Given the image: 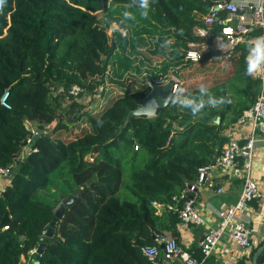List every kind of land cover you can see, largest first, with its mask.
Returning <instances> with one entry per match:
<instances>
[{"label": "trees", "instance_id": "trees-1", "mask_svg": "<svg viewBox=\"0 0 264 264\" xmlns=\"http://www.w3.org/2000/svg\"><path fill=\"white\" fill-rule=\"evenodd\" d=\"M214 1L158 0L147 18L132 9L136 21L127 23L124 37L118 32L110 36L107 29L119 22V7L128 10L130 0H5L0 9V166L21 153L33 127L41 134L31 147L36 151L17 162L0 194V264H19L43 238L57 201L45 203L37 194L48 188L55 171L69 174L81 190L57 219L39 264H151L142 247L155 243L154 233L176 234L177 211L168 206L180 204L172 195L221 152L229 138L225 129L258 93L260 80L244 75L247 44L233 51L231 76L210 86L217 96L231 99L219 110L193 117L169 105L153 119L132 117L152 82L124 92L98 114L92 115L90 104L96 90L103 95L106 80L122 84L136 73H148L155 81L182 64L187 42L196 39L192 28L201 24L197 15ZM100 11L103 18L97 16ZM165 38L173 41L168 50L160 47ZM147 44L153 45L152 53L162 54L158 66L142 56L135 63L138 47ZM72 84L83 92L66 94ZM6 90L9 107L1 104ZM80 118H86L89 129L65 140L60 131ZM124 155L136 164L128 198L118 195ZM153 201L162 206L159 211ZM263 243L236 264H252ZM263 262L264 248L258 264Z\"/></svg>", "mask_w": 264, "mask_h": 264}, {"label": "built area", "instance_id": "built-area-1", "mask_svg": "<svg viewBox=\"0 0 264 264\" xmlns=\"http://www.w3.org/2000/svg\"><path fill=\"white\" fill-rule=\"evenodd\" d=\"M200 21V25H195L192 28V34L196 39L187 43L182 64H196L204 60L225 64L239 45L247 44L249 40L264 35V12H261L254 4L240 8L233 6V0H216L209 6L206 13L201 15ZM217 24L219 25L215 28ZM257 29L260 30V35L255 34ZM201 32H205L207 35H201ZM218 44L222 50L217 46ZM180 67L181 64L169 68L166 74L154 81V84L156 86L167 84L170 95L172 88L181 87ZM256 78L260 80V86L255 100L242 111L234 122V125H250V132L244 142L241 143L239 139L230 136L213 161L199 166L195 179L184 181L181 190L172 195V201L176 205L180 204V207L169 205L168 208L177 211L180 223L189 226L202 225L204 219L195 205L194 197L198 187L209 182V174L213 171L217 169L234 170L240 164L243 171V182L237 200L232 204L222 203L216 209V224L209 227L199 241L200 257L193 256L186 251L176 237L161 232L154 233V244L142 247V253L151 261V264H210L208 259L213 255L224 234H227L228 238L236 245L240 257L250 254L253 247L252 228L245 214L249 203L259 196L257 182L250 176V168L253 148L258 140L257 135L264 136V77L258 74ZM60 90L62 88L58 89V91ZM81 92H83V88L79 84H72L66 94L76 96ZM7 97L6 90L1 97V104L4 107H9ZM36 133L37 129L33 127L31 136L26 139L24 149ZM24 149L13 161L0 166V194L5 190L17 162L24 157ZM30 151H36V148H30ZM90 159L92 160V158ZM221 190L218 188L217 192H221ZM152 204L157 207L158 211L162 208L155 201ZM4 228H8V225ZM45 231L46 229L42 231V235L45 234ZM36 248L29 251V254L32 255L29 261L19 264H34ZM41 254H38V259Z\"/></svg>", "mask_w": 264, "mask_h": 264}, {"label": "crops", "instance_id": "crops-1", "mask_svg": "<svg viewBox=\"0 0 264 264\" xmlns=\"http://www.w3.org/2000/svg\"><path fill=\"white\" fill-rule=\"evenodd\" d=\"M197 16L201 19V15ZM75 123L73 125H75ZM84 123L83 119L80 118L77 124L80 126ZM79 130H81L80 127ZM249 132L250 125H234V123H232L225 129L224 133H226L228 137L231 136L239 139L242 143ZM257 138L258 140L253 148L250 176L257 182L259 196L249 203L245 214L252 228L251 238L253 247L264 239V136L257 135ZM242 174L243 171L240 164L237 165L234 170L217 169L209 174V182L198 187L194 195L195 205L199 209L204 223L199 226H189L178 221L175 225L176 234L174 236L191 255L196 257L200 256L198 250L199 241L203 237L205 231L216 224V209L222 203L232 204L237 200L242 189ZM218 188L222 189L221 192H217ZM50 193L51 192L46 189L40 190L37 194V198L45 203L54 204L52 200H54L55 196L53 193L51 196ZM58 204H60V201H57L55 207ZM49 238L50 237L43 235L40 241L45 244V248ZM31 258L32 255L30 254L27 257L22 256L20 262H27ZM239 258L238 248L228 238L227 234H224L213 255L208 259V262L210 264H236Z\"/></svg>", "mask_w": 264, "mask_h": 264}, {"label": "rangeland", "instance_id": "rangeland-1", "mask_svg": "<svg viewBox=\"0 0 264 264\" xmlns=\"http://www.w3.org/2000/svg\"><path fill=\"white\" fill-rule=\"evenodd\" d=\"M120 6V5H118ZM119 10L123 13V8L119 7ZM122 13L119 15L121 16ZM138 13V12H137ZM97 16L100 18H103L105 16L104 12H98ZM113 24V23H112ZM107 33L112 36L113 31L110 28L107 29ZM151 40V37H149ZM172 40V38H170ZM188 43V42H187ZM187 45V44H186ZM152 48L153 45L147 44L143 45L142 47H138V54L135 55V63H139V56H142L144 58H147L148 63H150L151 66H158L159 63L163 60V56L160 53H152ZM186 48V47H185ZM184 48V49H185ZM236 62V56L231 57L229 61L225 64H217V63H211L207 61H202L200 63L196 64H181V72H180V77L182 80L181 87L189 90L190 88L197 87L199 83H206L209 84L210 86L225 80L229 78L232 74V71L234 69ZM146 69V68H145ZM125 80V79H124ZM122 80V82L124 81ZM116 81H109L106 80L104 83L105 90H103V95L100 96V91L96 90L95 95L92 97V101L90 104V112L98 114L101 110L105 109L110 103L123 94L126 91L129 90H134L136 87H139L142 85V83H154V81L151 80L150 75L148 73H136L134 74V80H126L122 84ZM164 87H167V84L163 85ZM99 89V88H98ZM169 95V94H168ZM84 98H88V94L84 93L83 94ZM71 118L73 117L72 115L70 116ZM83 122H85L83 125H78L76 122L75 125H70L68 126L67 129H63L60 131L61 136L65 138V140L72 139L75 136L77 137L78 134H80L81 130L82 131H87L89 124L86 125V118H82ZM82 122V120H81ZM88 126V127H87ZM79 127L81 130H79ZM225 132V131H224ZM136 147V142L134 145V148ZM123 152V151H122ZM128 157L126 155L120 157V164L122 166V181H121V187L118 192V195L123 198V194L125 195L126 198L129 197V191L128 186L131 185V173L134 170V167H136V164H132L131 161H128ZM142 165V164H141ZM140 165V166H141ZM50 184L48 185V190L50 195L53 193L54 197V202L60 201L62 202L63 198H65L74 188V183L72 180V177L69 174L60 172V171H55L51 174L50 177ZM52 196V195H51Z\"/></svg>", "mask_w": 264, "mask_h": 264}, {"label": "clouds", "instance_id": "clouds-1", "mask_svg": "<svg viewBox=\"0 0 264 264\" xmlns=\"http://www.w3.org/2000/svg\"><path fill=\"white\" fill-rule=\"evenodd\" d=\"M158 0H130L127 5V9L123 11L118 23H113L111 25L112 31L120 33L121 36L127 37L128 32L126 26L128 22L136 21L135 9L139 12V15L143 18L149 16V12L153 5L156 4ZM5 0H0V9H2ZM255 5L261 12H264V0H233L234 7H248ZM125 25V27H121ZM201 35H207L205 32H201ZM159 41L160 38L156 37ZM173 44L171 39L165 38L161 43V49L168 50ZM219 48V44L217 45ZM222 50V48H221ZM247 55L245 57V68L244 75L256 78L257 75L264 77V35L255 37L248 41L246 47ZM150 86V85H149ZM231 99L227 95L217 96L212 90L209 84L199 83L197 85L195 92H190L183 87L172 88L170 95L165 97L162 101L163 107L169 105L173 107H180L181 109H186L190 112L193 117L200 115L206 109H221L224 105L230 104ZM161 108V101L153 98L146 104L136 106L131 116L137 119H153L159 112ZM99 123H103L102 121Z\"/></svg>", "mask_w": 264, "mask_h": 264}, {"label": "water", "instance_id": "water-1", "mask_svg": "<svg viewBox=\"0 0 264 264\" xmlns=\"http://www.w3.org/2000/svg\"><path fill=\"white\" fill-rule=\"evenodd\" d=\"M151 86H152V89H151L150 93L147 94L143 98L141 105L146 104L148 101L152 100L153 98H156L157 100L161 101V107H162L163 106V104H162L163 99L165 97H167L169 94L168 88L164 87V86H156L154 83H151ZM40 134H41V130L38 129L37 133L33 135L32 141L24 149V158L25 159L27 158V156L29 154L30 148L35 143L36 139L39 137ZM100 148H101V146H95L94 150H97ZM15 172H16V168L13 169L12 176L15 174ZM80 190H81V187L75 188L73 190L71 196L64 199L63 203L55 210L54 218L51 220L49 227L45 231V234H44L45 236L50 237V238L52 237V235L54 233L55 226H56L57 219L61 218L64 208L69 207L71 205V203L74 201L75 197L79 195ZM263 248H264V243L262 245H260L254 251V253L252 255V264H258V258H259V255L261 254ZM45 249H46L45 244L40 242L36 248V254H35L36 261L34 262V264H39L38 254L43 253L45 251Z\"/></svg>", "mask_w": 264, "mask_h": 264}]
</instances>
